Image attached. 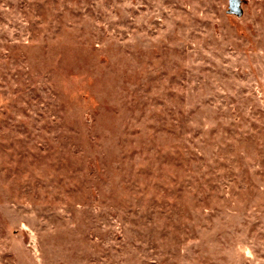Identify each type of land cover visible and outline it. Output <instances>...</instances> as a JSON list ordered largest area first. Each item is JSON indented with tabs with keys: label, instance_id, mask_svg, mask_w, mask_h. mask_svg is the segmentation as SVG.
Wrapping results in <instances>:
<instances>
[{
	"label": "rangeland",
	"instance_id": "rangeland-1",
	"mask_svg": "<svg viewBox=\"0 0 264 264\" xmlns=\"http://www.w3.org/2000/svg\"><path fill=\"white\" fill-rule=\"evenodd\" d=\"M0 264H264V0H0Z\"/></svg>",
	"mask_w": 264,
	"mask_h": 264
}]
</instances>
